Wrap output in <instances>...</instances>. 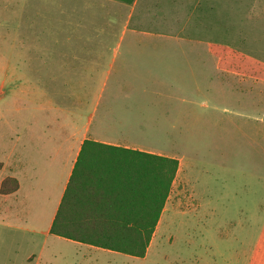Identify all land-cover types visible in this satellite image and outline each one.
<instances>
[{
    "label": "rangeland",
    "instance_id": "1",
    "mask_svg": "<svg viewBox=\"0 0 264 264\" xmlns=\"http://www.w3.org/2000/svg\"><path fill=\"white\" fill-rule=\"evenodd\" d=\"M138 4L148 6V33L136 22L139 7L126 30L133 7L115 0H0V181L13 175V150L41 135L42 124L56 137L59 120L75 114L80 129L95 105L101 111L114 96L155 109L164 126L159 146L182 169L146 255L84 257L89 249L47 237L46 221L21 219L11 211L14 198L0 194V264H34L45 246L41 264H264V0H237L240 31L227 32L221 49L263 63L181 65L165 78L150 73L157 65L138 72L143 56L134 58L125 43L172 41L179 12L170 0ZM155 15L167 35H159ZM171 47L172 58L202 53Z\"/></svg>",
    "mask_w": 264,
    "mask_h": 264
},
{
    "label": "crops",
    "instance_id": "2",
    "mask_svg": "<svg viewBox=\"0 0 264 264\" xmlns=\"http://www.w3.org/2000/svg\"><path fill=\"white\" fill-rule=\"evenodd\" d=\"M139 1L135 0L132 5L122 3L133 7L132 13L128 15L126 30H129L133 12L138 7L140 10L135 15L138 24L141 23L145 28L147 19L150 17L147 11L148 6L145 4L141 6L138 4ZM170 2L173 8L177 10L176 12H179L173 17L171 35H168L172 41L125 43L127 48L133 51L134 58L135 56H143V72L141 69L138 72L144 74L147 72L144 69L145 66L157 65L158 69L152 68L150 73L157 71L158 76L163 75L165 78L170 74L180 73L182 71L181 65L207 66L214 62L217 66H221L223 63H242L247 60L258 64L263 63L254 57H228L224 55L223 52L225 51H221V49L227 48V45L222 41L227 36V32L230 35H235L240 31L236 26L238 15L235 6L237 0H232L233 9L228 8V0H170ZM184 10L186 12H183ZM183 15L186 17L183 18ZM154 18L156 19L154 26L160 29L159 35H167V30H163L159 24L161 23L159 16L155 15ZM231 20L233 23L228 26V22ZM143 32L148 33L146 28ZM2 33H0V41H2ZM188 33H192V35ZM119 45H123V43ZM171 46H176L177 49H201L202 53L197 52L196 55L186 58H172L167 56L169 53L165 51L172 48ZM17 48L28 50L22 45ZM23 55L28 54L24 52ZM146 55H151V57H144ZM188 71L194 73L195 69L191 68ZM199 71L201 72V70ZM205 71L206 69L202 70L201 76L206 74ZM255 81L258 84L259 79L256 77ZM200 89L201 86H198L197 90ZM173 95L170 97L173 98ZM117 98L118 96H114L112 100H108L105 108L101 111H99V106L95 105L94 110L86 117V124L80 129L76 124L77 116L73 114L69 117V123L59 120L56 137L46 136V124H42L41 135L30 134L26 146L19 149L15 148L12 153L14 161L11 171L13 175L9 178L17 180L18 190L13 194L2 195L6 199L14 198V204L12 203L14 206H11V211H15L21 219L33 218L39 222L46 221L47 237L52 236L62 239L66 243H74L82 252L84 249H89L91 252H84V257H93L92 251H96L94 252L95 257H97L98 251H114L75 242L50 233L74 171H79V179H82V182L76 185L74 192L75 200L80 207L78 210H92L95 207L96 197L101 193L100 190L95 191L92 177L97 172L106 170L109 166L108 162L115 161L117 166L124 170L129 165L126 162L140 159L136 155L125 153L113 155L87 152L82 156L81 152L85 142L176 159L179 161V169L173 185L181 174L182 161L169 153V150L166 151L165 148L159 146L163 140L158 130L164 126H159L161 121L156 115L158 111L131 106L123 102L118 104V100H115ZM59 110L63 114L68 113V110L64 108ZM73 129L75 132H72ZM86 176H90V179H85ZM6 178L0 181V185ZM119 210L123 211L124 207L116 205V211ZM53 246L57 249L56 240L53 241ZM48 249L46 246L43 248L42 254L37 257L34 264H41L48 253Z\"/></svg>",
    "mask_w": 264,
    "mask_h": 264
},
{
    "label": "trees",
    "instance_id": "3",
    "mask_svg": "<svg viewBox=\"0 0 264 264\" xmlns=\"http://www.w3.org/2000/svg\"><path fill=\"white\" fill-rule=\"evenodd\" d=\"M115 1L127 5L135 2ZM87 152L113 155L125 153L136 155L140 159L126 162L129 165L124 170L117 166V162H108L106 170L97 172L92 177L95 191H101L92 210H78L80 207L74 192L82 179H79V171H74L50 233L75 242L143 258L171 193L179 161L93 142H85L82 156ZM85 179H90V176ZM18 187L17 180L8 177L0 185V194H13ZM116 205H122L124 210L116 211Z\"/></svg>",
    "mask_w": 264,
    "mask_h": 264
}]
</instances>
